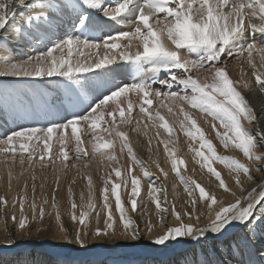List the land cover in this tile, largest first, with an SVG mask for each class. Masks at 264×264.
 <instances>
[{"label": "snow or ice", "instance_id": "6c2138e0", "mask_svg": "<svg viewBox=\"0 0 264 264\" xmlns=\"http://www.w3.org/2000/svg\"><path fill=\"white\" fill-rule=\"evenodd\" d=\"M57 12L72 19L71 32L50 41L42 51L19 60L10 55H0V77L41 79L60 77L68 81V86L74 91L81 93L98 76L110 74L113 71L111 65L122 61L131 73V80L111 83L103 94L94 96L90 101L85 97L86 107L82 112L62 119H56V113L51 110L37 111L30 97L0 88V111L11 106L13 123L20 120L32 121L0 136V157L9 165L7 173L9 190L13 180L12 166L34 169L39 165L41 169L48 167L56 170L59 162V170L63 171L68 167L67 161L70 159L67 146L73 143L75 161L89 156L82 147L84 141L80 134L81 122L90 128L93 134L101 128L107 133V139L104 136L89 137L90 142L95 141L92 143L93 155L107 156L111 162L118 165L116 156L106 151L114 149V141L118 140L120 151L127 149L132 162L141 165L144 177L150 181L158 179L153 177L137 159L129 143L128 134L119 130V124L133 125L131 113L134 102L129 98V94L134 93L135 106H138L139 113L143 114L141 119L161 121L159 127H162L169 136L173 135V128L159 109L166 107L169 113H173L174 108L178 109V113L183 114L181 128L184 134L199 143V149L194 152L195 156L200 158L201 166L215 177L224 192H230L221 173L213 166L219 162L236 174L235 184L241 192L246 193L244 196H236V193L232 192V196L236 197L235 201L223 206V202L218 201L216 195L210 194L195 180L185 179L179 175L178 165L184 161L177 160L176 153L169 150L168 143L172 141L165 143L162 140L165 152L172 160L173 169L185 184L191 208L182 212L177 211L173 205L170 212L163 185L157 186L153 183L148 195L155 202L159 221L167 224L174 216L180 225L167 227L154 243L164 245L170 240L184 237L193 241H200L206 236L222 239L231 231V226L240 225L247 229L246 239L250 242L256 235L257 227L264 225V182L252 187L251 190L244 189L241 175L249 181L254 180L250 167L239 160L218 155L211 140L206 138L204 130L191 112L185 110L184 105L210 117L211 128L225 149L231 147L239 150L250 161L264 160V156L255 155L258 146L264 148V130L259 129L255 123L258 120L255 111L238 90L237 85L240 82L234 81L228 70V61L231 58L246 59L253 69L255 84L264 89V72L257 70L258 65L254 58V53L259 55L261 66H264V47L258 48L255 40L249 42V37L257 34L264 37V0H48L42 4H36L33 0H0V50H8L10 35L26 39L25 32L30 35L34 28L49 24ZM21 18H25L23 27L18 24ZM37 21L40 23L37 24ZM109 22H114L118 26H128V30L97 36V32H104L110 27ZM133 41L138 42L135 45V52L131 51ZM84 50L89 52L95 50L96 53L103 51L104 55L96 60L81 59ZM201 71L209 75L201 76ZM92 73L96 75H89ZM244 87L248 85L245 84ZM154 101L158 105L156 109H152ZM55 103L53 101V104ZM105 116L111 119L105 120ZM139 122L136 120V125ZM245 122L257 127L255 135L245 127ZM133 130L139 131V128L133 126ZM157 135L160 133L157 132ZM156 167L167 177V172H164L159 163ZM257 171L261 169L257 168ZM131 172L132 169L128 168L124 179L121 180L122 171L117 166L103 178V205L99 209L94 203L91 175L87 176L89 195L86 206H78L76 200L72 198V188L68 187L71 220L78 227L75 241L81 247L85 245L82 234H88L92 213L96 214L95 220L99 224L102 211L105 212V228L96 227L93 232L95 237L115 234L114 226L119 222L126 234L130 231L132 239H139L138 226L130 213L137 212L141 179L131 175ZM36 179L37 177L33 175L31 202L28 201L26 193L27 183L23 186L25 194L19 200L13 199L10 202L0 195V209L6 210L9 206L15 208L18 204L20 212L18 226L21 230L28 225L26 204L31 209L32 220L38 218L43 220L46 214L44 205L48 200L42 199L39 205L36 202L34 183ZM59 183L57 177L52 194V207L57 209L55 216L57 221H61L59 205L56 202ZM72 183L74 184L75 180ZM40 186L43 188L44 184L41 183ZM122 186L124 189L130 187L128 196L130 208L126 207L121 199ZM110 196L115 198L118 220L113 214ZM80 200H84L83 194ZM201 201L205 202L206 215L210 221L204 227L199 226L201 217L197 211ZM218 204L221 206L216 211L214 206ZM78 207L81 208L79 212ZM85 207L87 210H83ZM143 211L146 212L147 208L145 207ZM185 216L189 220L195 219L196 224L185 223L183 219ZM12 219L16 221L17 217L13 215ZM148 224V230L151 231L150 219ZM61 229L64 230L62 223ZM108 230H112L111 233ZM239 251L241 248L237 245L233 249V254ZM253 255L249 253L245 264H258L252 258ZM222 264L238 262L225 259ZM259 264H264V258Z\"/></svg>", "mask_w": 264, "mask_h": 264}, {"label": "bare ground", "instance_id": "6f19581e", "mask_svg": "<svg viewBox=\"0 0 264 264\" xmlns=\"http://www.w3.org/2000/svg\"><path fill=\"white\" fill-rule=\"evenodd\" d=\"M64 19L66 20L67 18ZM61 21V18L51 20L49 24H46L43 27H38L31 32L30 35L25 32L26 39L24 37L10 35V44L7 53L0 55H10L12 58L18 60L17 56L24 55L26 51H30L28 49L29 47L33 48V46H38L40 48V46H44L45 42L54 39L57 33L60 34L58 30L62 31V26H64V22L61 24ZM24 23L25 18L18 20V24L21 27H23ZM126 28L127 26L114 25L113 32L123 31ZM101 34L103 33H100L99 35ZM252 40L256 41L258 48L264 47V37L260 34H257L254 37H249V42ZM136 43L138 42L133 41V46L131 48L132 52H135L136 50ZM101 53L102 52L96 53L95 50H92L91 52H89V50H84V56L80 58L96 60L104 55V52ZM254 58L258 65L257 70L264 72V66H261L259 55L254 53ZM231 64L232 62L229 63V65ZM112 68H114L115 73L117 72L122 75L123 80L131 78V73L128 71L127 65H125L124 62L118 61L114 64V67L112 65ZM228 70L230 77L234 81L240 82L237 85V88L242 94L253 96L264 91V89H260L259 86L255 84V77L252 74L253 69L248 65L246 59H237L235 64L231 65L230 68L228 67ZM98 71L103 72V70ZM89 75H96V73ZM200 75L204 76L209 74L201 71ZM111 77H113L114 80L117 79V81H120V78L116 74L111 75ZM101 78H103L102 75L98 76V78L81 93H77L72 87H69V82L63 80V78H49L47 84H44L40 90V97L42 98L41 111L51 110L56 113V116L61 118L66 117L64 112L77 111L75 114H79L83 111L84 107H86L85 97L90 101L94 96L103 94L106 87L113 83V81H107L108 84L104 86L106 79L104 80ZM0 79H3V77H0ZM15 82L16 80L9 81V83ZM245 84H247L248 87H244ZM66 90L72 95V97L67 93L62 94L63 92H66ZM18 91L19 89L15 90V92ZM129 98L134 102L133 112L131 113L133 125L119 124V117L117 115L119 130L124 132L125 130L123 127L128 128L130 126L132 127L131 129H133V126L139 128V131L133 130L131 134L126 132L129 137V143L133 148V151L136 153L137 159L143 163L144 168L148 169L153 177L158 179L150 181L148 178L144 177L141 165L132 162L127 153V149H124L123 152L120 151L118 140L114 141V149L106 150L116 156L118 165L111 162L107 156H101L99 154L93 155L92 143L95 141L90 142L89 137L95 135L104 136V138L107 139V133L101 128L93 134L91 129L85 126L83 122H81L80 125V134L84 141L82 147L89 153V156L82 160L75 161L73 159L74 143L68 145L66 150H69L70 159L67 161L68 167L63 171L59 170V162H57L56 170H51L48 167L41 169L39 165L34 169L29 168L31 170L12 166L13 180L12 187L9 190L7 186L9 165L4 163L3 158L0 157V195H3L8 201H13V199L19 200V198L25 194L23 186L27 183L28 188L26 193L28 201L31 202L33 198L32 176L35 175L37 177L34 182L36 186L35 198L37 204L39 205L42 199H47L48 203L44 205V208H49L51 212L56 214L57 209H53L52 207V194L56 179L59 177L60 183L59 189L56 192V202L59 205L58 211L61 215V221H55L54 223H46L39 218L32 220L31 209L26 204L25 214L28 217V225L24 230L19 229L18 220L20 217L17 218L15 221V236H11L10 238L6 236L5 231L7 228L11 229L12 221L7 219V223L5 224V216H3L0 223V264H222L225 259H232L238 262V264H245L249 258V253L254 254L252 258L259 264L262 258H264V225H259L257 227L256 235L250 240V242L246 239L247 229L240 225L231 226V231L224 235L222 239H215L206 236L200 241H193L191 238L184 237L170 240L164 245H157L154 243V240L160 234H163L167 227H178L180 225L179 222L175 220L174 216L169 219L167 224H162L159 221L155 202L148 195L152 184L155 183L157 186L163 185L164 190L168 189L170 186L176 189L179 188V191L183 192L184 198L187 197L185 184L180 180L177 172L173 169L172 160L165 152L164 143H161V141L163 140L165 143L172 141L171 143H168L169 150L176 153L177 160L184 161V163L179 164L178 167L180 169L179 175H182L185 179L191 178L196 181L197 176H200V178L203 176L213 178V175L208 173L207 169L201 166V163L199 162L200 158L195 156L194 150L199 149V143L184 134V131L181 128L183 114H179L178 109L174 108L173 113H169L166 107L159 109L161 115L165 117L169 122L170 127L173 128V135L169 136L162 127H159V124L162 123L161 121H148L147 119H141L143 114H140L138 106H135L136 96L134 93H130ZM263 98L261 99L264 100ZM261 99L256 103L261 115L260 119L258 118L256 121V124H258L259 129L264 130V109L260 106ZM53 101L56 103L53 104ZM10 107L7 110L0 111V125H4V119L9 114ZM157 107V103L152 105V109H156ZM184 107L185 110L191 112L193 117L197 120L198 125L204 130L206 138L211 140L215 146L218 155L239 160L241 163L249 166L252 170L253 164L256 161L248 160L239 150L234 148L230 147L225 149L216 137L215 131L211 128L210 117H206L197 110L191 109L188 105H184ZM152 109H150V111H152ZM127 115L128 114L126 113V116ZM109 119L111 118L105 116V120ZM136 120L140 121L138 125H136ZM246 125L248 124L245 122V127ZM254 129L257 132V127ZM70 131L71 130H69V132ZM221 131H223V129H221ZM157 132L160 133L159 136L157 135ZM149 141H151V143H149ZM260 148L261 147L259 146L257 147L255 155L261 156ZM53 150L55 151V148ZM261 151L263 152L264 148H261ZM157 163L160 164L164 172H167V177H165L163 172L156 167ZM117 166H119L122 171V176L120 177L121 180L124 179V175L128 168L132 169L131 175L140 177L141 179V193L137 198V212L130 213L131 218L138 226L139 239H132L130 231L126 234L122 224L119 222L114 226L115 234L95 237L93 232L96 227H100L101 229L105 228V212L102 211L100 212L99 224H97L95 220L96 214L92 213L90 225L87 229L88 234H82V239H84L85 245L81 247L80 244L75 241L76 232L78 230L76 223L74 225L69 223L70 232L72 233V236L70 237L67 236L65 228H63L64 230L61 229L62 222H69L65 215L70 214L71 212L70 198L67 189L69 186L72 188V198L76 200L78 206H86L89 195L87 176L91 175L93 177L92 191L94 194V203L96 204L97 209H99L103 205V178ZM213 166L221 173L222 178L225 180V183L231 191L224 192V190L219 187V182H215L216 186L214 187H208L207 191L210 194L216 195L217 200L223 202V206H228L235 201L236 197L232 196V192H235L236 196H244L246 194L241 192L240 188L235 184L236 174L234 172L219 162H216ZM112 175L115 180L114 173H112ZM73 180H75L74 184L72 183ZM206 180L207 182H211L212 179ZM241 182L244 189L251 190L252 187H256L261 182H264V179H258V182L252 180L254 183L250 184L248 183V180L241 175ZM41 183L44 184L43 188L40 186ZM257 191H259V187H257ZM172 193L175 195V191ZM81 194L84 196L83 201L80 200ZM156 194L157 193H153V195ZM176 194H178V192ZM129 195L130 187L124 189L122 186L121 199L125 203V206L130 208L128 202ZM114 199V196H110L113 214L118 220V212L115 208ZM168 203L169 202H167V204ZM179 203H181V205H178V203L175 205L177 211L183 212L190 210V205V207H187L182 201H179ZM220 206V204L214 206V210L218 211ZM138 207L141 209H145V207L147 208V211H144V222L143 220L140 222L138 221L141 220L139 219L141 218V213L138 212ZM168 207L171 212V206ZM80 210L81 208L78 207L77 211L79 212ZM83 210H87L86 207ZM197 211L201 217L199 226L204 227L208 225L210 221L206 215L207 208L205 207V202L201 201ZM149 219L152 223L151 231L148 230ZM183 219L185 223L196 224L195 219L189 220L186 216L183 217ZM29 231V234L35 235L36 237L31 235L28 236L27 232ZM108 231L111 233L112 230ZM8 233H10V230ZM232 238L234 241L229 242ZM237 245L240 246L241 251L233 254V249Z\"/></svg>", "mask_w": 264, "mask_h": 264}, {"label": "rangeland", "instance_id": "374dc122", "mask_svg": "<svg viewBox=\"0 0 264 264\" xmlns=\"http://www.w3.org/2000/svg\"><path fill=\"white\" fill-rule=\"evenodd\" d=\"M33 2L36 3V4H42V3H47L48 0H34ZM56 18H61V20H62L61 21V24H62V22H64L63 23L64 26H62V31L58 30L60 32V34L57 33V35L55 36V38L52 39L53 41L56 40V39L62 38L65 35L66 32H68V31L71 32L72 25H73L72 19L68 15H66V14H61V13L57 12L56 15L54 17H52L51 20H54ZM64 18H67L66 19L67 21ZM65 22H67V23H65ZM39 23L40 22L37 21V24H39ZM67 24H68V26H67ZM109 25H110V27L106 28L104 32H97L96 35L97 36H100L99 35L100 33L106 34L108 32H113V30H114L113 27L115 25L114 22H109ZM60 27H61V25H60ZM36 29L37 28H34L31 32H33ZM125 30H128V26H127V28ZM115 31H117V30H115ZM103 34H101V35H103ZM52 40H48L47 42H45L44 46H40V48L38 46L37 47L36 46L35 47L33 46V48L29 47L28 49L30 51L24 50V51H26L25 54L24 55H18L17 56L18 57V60L26 57L27 55L35 54L36 52L42 51L48 45V43L50 41H52ZM101 52L103 53V51H101ZM3 53H7V51L0 50V54H3ZM236 60L237 59H235V58H231L230 61L228 62V67L230 68L231 65L235 64V61ZM230 62H232L231 65H229ZM110 67L112 68V65ZM113 67H114V65H113ZM112 69H113V71L111 72L112 74L110 73L108 75H102L103 78H101V79H104V80L106 79V81L104 83V86H106V84H108V82H112V81L115 82V83H124V82H129L131 80V78L130 79L127 78V79L123 80L122 75L120 73H117V72L115 73L114 72V68H112ZM115 74L120 78V81H117V79L114 80V78L111 77V75H115ZM48 79L49 78H43V79H41V78H3V79H0V88L9 89V90H13V91H15L16 89H19V91L17 93H20L23 96L30 97L32 99L33 103H34V107L36 108V110L37 111H41V103H42L41 102V99L42 98L40 97V90H41V88L43 87L44 84H47V80ZM10 80H16V82L15 83H9ZM66 93L69 96L72 97V95L67 90H66V92H63L62 94H66ZM243 95L249 101V103H250L251 107L253 108V110L255 111L257 117L260 119V116L261 115H260V112L258 111V106H256V103L261 98L264 97V91L263 92H260V93H257V94H255L253 96L246 95V94H243ZM155 103H153V104H155ZM260 106L264 109V107H263L264 106V100H262V99H261V102H260ZM61 108H62V106H61ZM11 112H12V108L10 107V112L6 116V118L4 119V125H0V136H3L6 133L12 131L14 128L18 127L21 124L31 123L32 122V121L20 120L17 123H13V119H12ZM75 112H77V111L64 112V113H65L66 116H71ZM51 118L52 117H49V119H51ZM56 119H62V118L56 116ZM43 122L44 121H41V123H43ZM246 127L254 135L257 133L255 131V129H254V128H256L255 126L248 124V125H246ZM131 128H132L131 126L128 127V128L127 127H123V129L125 130L124 132L125 133L127 132L128 134H131L133 132V129H131ZM259 150L261 152V156H264V151L262 152L261 151V148ZM14 167H20V166L19 165H16ZM257 168H260L261 171H257ZM27 169H29V168H27ZM29 170H31V169H29ZM251 171H252V174L254 175L253 177H254V180L256 182H258V179H260V180L264 179V160H256V162H254V164H253V168H252ZM256 178H257V180H256ZM206 179H212V180H211V182H207ZM201 180H204V181H201ZM196 182L199 183L202 187H204L205 190L207 191V188L208 187H214V186H216V183L215 182H218V181L215 179L214 176H213V178H210V177H207V176H203L202 178H200V176H197ZM212 182H213V184H212ZM248 183L253 184L254 182L248 180ZM173 191H175V195H174V193H172ZM164 192L168 196L167 197V202H169L168 203V206H171L172 207L173 204L176 205L177 203H178V205H181V203H179V201L180 202L182 201V203L185 206H187V207H190L191 206L190 205V197L188 196V193L186 194L187 197L184 198L183 192L182 191H179V188L176 189V188L170 186L168 189H165ZM177 192H178V194H176ZM197 192H198V190H197ZM174 199H177V200H174ZM140 207H138V212L141 213V218H139L141 220H138V221L140 222V221L143 220V222H144V220H145V213H144L143 209H141ZM198 208H199V205L197 206V210H198ZM45 212H46V214H45V217L43 218V221L44 222H46V223H54L55 221H57L55 219L56 214H54L53 212H51L49 208H45ZM13 215H15L17 218L20 217V212L18 210V207L13 208V207L9 206L6 210L0 209V223H1V219L3 218V216H5V219H4L5 224L7 223V219H10L12 221L11 229H8L7 228L6 231H5V234H6V236L8 238H10L11 236L14 237L15 236V233H16V230H15V221L12 219V216ZM65 216H67V219H68L69 222H65V223L62 222V224H63V228H65V230L67 231V236L70 237V236H72V233L70 232V224L69 223H71L72 225H74L75 222H73L71 220V212H70V214H66ZM138 221H137V223H138ZM168 222H169V220H168ZM9 230H10V233H8ZM29 233H30V231L27 232V235L28 236L31 235L33 237H36L35 235L29 234ZM232 241H234L233 238L229 240V242H232Z\"/></svg>", "mask_w": 264, "mask_h": 264}]
</instances>
